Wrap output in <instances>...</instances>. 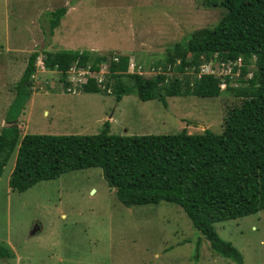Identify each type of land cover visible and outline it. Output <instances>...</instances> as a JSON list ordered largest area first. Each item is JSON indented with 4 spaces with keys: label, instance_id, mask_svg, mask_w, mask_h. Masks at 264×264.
I'll return each mask as SVG.
<instances>
[{
    "label": "rangeland",
    "instance_id": "rangeland-1",
    "mask_svg": "<svg viewBox=\"0 0 264 264\" xmlns=\"http://www.w3.org/2000/svg\"><path fill=\"white\" fill-rule=\"evenodd\" d=\"M209 1L0 0V119L31 52L86 51L91 58L104 56L107 64L117 56L122 59L114 61L120 63L115 72L136 73L138 68L141 77L154 78L164 72L160 63L173 43L184 45L191 31L212 27L224 14ZM64 6L67 12L49 34L46 12ZM126 61L136 67L129 69ZM217 61L214 54L211 67ZM90 64L87 60L84 69ZM71 69L62 76L76 86L70 92L57 80L59 67L47 73L38 68L31 76L32 92L18 117L20 136L24 131L93 134L104 120L109 132L119 135L170 134L182 128L219 133L227 111L242 99L225 87L244 86L254 66L251 58L246 75L241 78L236 70L217 96H166L165 106L157 98L141 101L134 93L116 101L111 93L81 92ZM191 72L174 75L192 79ZM12 164L10 157L0 175V244L13 255L0 264H236L209 249L178 205L120 203L98 167L68 170L22 192H6L4 178ZM32 225L39 230L29 234ZM213 227L238 250L242 264H264V209Z\"/></svg>",
    "mask_w": 264,
    "mask_h": 264
},
{
    "label": "trees",
    "instance_id": "trees-1",
    "mask_svg": "<svg viewBox=\"0 0 264 264\" xmlns=\"http://www.w3.org/2000/svg\"><path fill=\"white\" fill-rule=\"evenodd\" d=\"M209 3L224 8V14L212 27L191 31L184 45L173 43L160 63L164 72L156 73L154 78L115 72L122 59L119 58L118 62L110 61L103 87L88 78L78 88L84 93H111L116 101L122 95L134 93L141 101L157 98L165 106L166 96L213 97L220 93L221 77L197 75L199 65L211 60L214 54L225 63L240 58L238 66L230 65L231 73L238 70L241 78L253 58L254 69L243 81L245 85L225 87L242 99L238 106L227 111L219 133L207 128L199 133H187L182 128L170 134L119 135L110 133L109 122L104 120L93 134L20 136L17 121L31 95V76L36 70L38 51H33L14 83L13 98L4 112L6 125L0 128V175L14 154L7 186L22 192L68 170L98 167L114 187L120 203L125 206L159 201L174 203L208 241L212 252L242 264L238 250L217 235L213 224L264 209V0H210ZM66 9L64 6L46 12L49 34ZM91 55L92 58L86 51L66 49L45 52L44 73L59 67L57 80L67 85L62 76L73 63L84 67L90 60L89 68L95 70L104 59L102 55ZM188 70H192V79L188 75L182 78L174 75ZM230 79L227 75L222 77L226 83ZM12 255L8 246L0 244V259Z\"/></svg>",
    "mask_w": 264,
    "mask_h": 264
},
{
    "label": "built area",
    "instance_id": "built-area-1",
    "mask_svg": "<svg viewBox=\"0 0 264 264\" xmlns=\"http://www.w3.org/2000/svg\"><path fill=\"white\" fill-rule=\"evenodd\" d=\"M38 58V59H37ZM37 60V61H36ZM118 57L117 56H113L110 58V61H117ZM210 61V60H209ZM202 62L199 65V71L197 73V75L199 76L200 74H211L214 75V72H216L218 69H220V72H218L219 77H221L220 80V84L219 86L221 87L224 83V81L222 80V77L224 76H228V77H232L235 73H237V71L235 70L234 73H231V65H239L240 64V58H237L235 61H228V62H222V61H217L216 62V66L217 67H211L210 62ZM42 56L37 55L36 59H35V72L37 71V69H41L44 71L43 68V63H42ZM128 66L129 69H134L136 67V65H134V63L132 62H128ZM231 64V65H230ZM109 64H107L105 61H101L100 65L98 66L97 69L92 70L89 68L85 70L84 67H80V66H75L74 69H71V67H69V69H71L74 74L76 75V80L78 84L84 83L88 78H92L95 80L96 84L98 87H103V83L106 82L105 81V75L109 73ZM136 73H139L138 68L136 69ZM35 73L32 75L33 79L35 78ZM215 76V75H214ZM70 82V80H68ZM69 86H67L65 88L66 92H70V91H75V87L74 85H71L68 83ZM108 88H106V91L108 92Z\"/></svg>",
    "mask_w": 264,
    "mask_h": 264
},
{
    "label": "crops",
    "instance_id": "crops-1",
    "mask_svg": "<svg viewBox=\"0 0 264 264\" xmlns=\"http://www.w3.org/2000/svg\"><path fill=\"white\" fill-rule=\"evenodd\" d=\"M67 12V11H66ZM65 12V13H66ZM91 47H93V46H91ZM94 48V47H93ZM96 49V48H95ZM94 51H97V49L96 50H94ZM16 82V81H15ZM12 98H13V95H12ZM12 98H11V100H12ZM29 98H30V96H29ZM28 98V99H29ZM74 100H80L78 97H74L73 98ZM10 100V101H11ZM32 100V98L29 100V101H31ZM10 103V102H9ZM9 103L7 104V106L9 105ZM26 104V103H25ZM25 106V105H24ZM7 108V107H6ZM24 108V107H23ZM72 110V109H71ZM45 113H47V111L46 110H44L43 111V114H45ZM74 114V116H76V114H77V112H75V113H73ZM71 115V114H70ZM20 116V115H19ZM3 123H5L4 122V120H1L0 119V127H2V126H4V125H2ZM6 124V123H5ZM19 125H20V123L17 121V126L19 127ZM19 129H20V127H19ZM22 131H21V129H20V133H21ZM25 133V131L23 132V134ZM56 134H63V133H61L60 131L59 132H56ZM68 134H70V133H68ZM72 134H75V133H72ZM11 157L13 158V163H14V154H12L11 155ZM9 160V159H8ZM7 163V162H6ZM12 167H13V164H12ZM12 167H11V169L8 171V173L5 175V178H4V181H5V189H4V191H8L10 188L7 186V179H8V176H9V173H10V171L12 170ZM11 190V189H10ZM39 230V228L36 230V231H38ZM30 234V233H29ZM7 243H9V242H7Z\"/></svg>",
    "mask_w": 264,
    "mask_h": 264
},
{
    "label": "water",
    "instance_id": "water-1",
    "mask_svg": "<svg viewBox=\"0 0 264 264\" xmlns=\"http://www.w3.org/2000/svg\"><path fill=\"white\" fill-rule=\"evenodd\" d=\"M37 229H38V228H37L36 225H32V227H31L29 233H30V234H33Z\"/></svg>",
    "mask_w": 264,
    "mask_h": 264
},
{
    "label": "clouds",
    "instance_id": "clouds-1",
    "mask_svg": "<svg viewBox=\"0 0 264 264\" xmlns=\"http://www.w3.org/2000/svg\"><path fill=\"white\" fill-rule=\"evenodd\" d=\"M128 62H130V61H128ZM128 62H127V64H128ZM109 68V67H108ZM134 74H137V73H134ZM137 75H139V74H137ZM220 84V83H219ZM19 128V127H18Z\"/></svg>",
    "mask_w": 264,
    "mask_h": 264
}]
</instances>
